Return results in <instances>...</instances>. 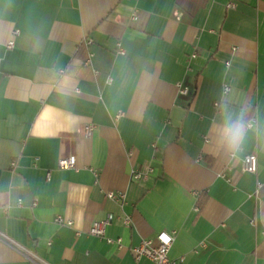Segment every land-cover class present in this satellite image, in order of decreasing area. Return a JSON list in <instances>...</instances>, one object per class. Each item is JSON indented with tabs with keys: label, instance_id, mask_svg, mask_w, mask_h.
<instances>
[{
	"label": "crops",
	"instance_id": "obj_1",
	"mask_svg": "<svg viewBox=\"0 0 264 264\" xmlns=\"http://www.w3.org/2000/svg\"><path fill=\"white\" fill-rule=\"evenodd\" d=\"M161 231L181 264H264V0H0V264H151Z\"/></svg>",
	"mask_w": 264,
	"mask_h": 264
},
{
	"label": "built area",
	"instance_id": "obj_2",
	"mask_svg": "<svg viewBox=\"0 0 264 264\" xmlns=\"http://www.w3.org/2000/svg\"><path fill=\"white\" fill-rule=\"evenodd\" d=\"M14 35H18V31L15 30L13 32ZM90 42L87 41V44ZM11 43H9L8 47H11ZM119 55H124L122 50H118ZM194 57V56H193ZM229 90L228 86L224 87V93H227ZM217 106V103H215ZM118 119V117H116ZM250 126V125H249ZM92 126L85 127V135L89 137L92 132ZM60 169H70L74 167V159L72 157L62 159L59 161L58 164ZM241 173H250L256 174L257 172V159L256 156L253 154L245 155L241 160ZM152 173V169H148L145 173L133 171L131 176L133 179H143L147 175ZM223 177H226L224 174ZM259 187V186H258ZM107 198L116 202V203H123L125 199L124 193H107ZM56 223L60 225L71 226V221H67L62 219L61 217L56 218ZM125 225L130 223L129 217H125L123 220ZM109 224L108 220L103 221H96L92 223L89 227L87 234L91 237L104 239L108 244H116L119 248H121L120 240L112 241L111 239H106V228ZM251 224H254V221H251ZM174 242V233L161 231L155 237L151 239H144L137 247H133L130 249V253L135 261H138L142 258L148 259L151 264H181V260L173 261L169 258V251L172 247Z\"/></svg>",
	"mask_w": 264,
	"mask_h": 264
},
{
	"label": "clouds",
	"instance_id": "obj_3",
	"mask_svg": "<svg viewBox=\"0 0 264 264\" xmlns=\"http://www.w3.org/2000/svg\"><path fill=\"white\" fill-rule=\"evenodd\" d=\"M241 135L242 125L239 121L233 124H228L221 130L222 139L230 150L238 148Z\"/></svg>",
	"mask_w": 264,
	"mask_h": 264
}]
</instances>
